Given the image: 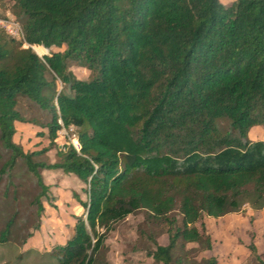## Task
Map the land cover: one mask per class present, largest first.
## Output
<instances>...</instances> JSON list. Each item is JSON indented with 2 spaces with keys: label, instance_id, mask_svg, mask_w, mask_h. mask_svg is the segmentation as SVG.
Masks as SVG:
<instances>
[{
  "label": "trees",
  "instance_id": "obj_1",
  "mask_svg": "<svg viewBox=\"0 0 264 264\" xmlns=\"http://www.w3.org/2000/svg\"><path fill=\"white\" fill-rule=\"evenodd\" d=\"M0 7L21 37L0 29L7 153L0 176L16 159L24 164L37 189L29 202L36 216L41 198L55 206L43 170L83 185L84 199L70 192L81 209L70 235L48 251L55 264H103L105 233L136 212L164 227L165 244L147 236L154 262L218 264L186 248L211 247L203 216L264 208V140L247 137L251 126H264V0H0ZM18 98L27 101V118ZM14 122L39 127L47 145L23 151ZM60 129L73 130L77 149L72 139L58 144ZM49 149L55 161L40 158ZM247 248L264 264L252 242Z\"/></svg>",
  "mask_w": 264,
  "mask_h": 264
},
{
  "label": "rangeland",
  "instance_id": "obj_2",
  "mask_svg": "<svg viewBox=\"0 0 264 264\" xmlns=\"http://www.w3.org/2000/svg\"><path fill=\"white\" fill-rule=\"evenodd\" d=\"M219 1L226 6V2L223 3L226 0ZM10 23L12 25H9ZM0 29L16 40L21 39L19 25L12 15L7 10L3 11L1 7ZM26 46L28 45L25 43L21 45L23 48ZM31 49L38 55L48 52V49H44L39 53L34 49V45H31ZM51 50L62 48L52 47ZM71 67L77 78H86L88 72L85 69ZM57 86L58 88L60 86L58 81ZM26 106V99L18 98L17 108L25 118L29 116ZM14 129L13 141L20 144L23 151L37 150L47 145L44 136L36 135L40 132L39 127L17 123ZM72 133L73 130L60 129L55 140L61 144L64 138L68 141L72 139L74 144ZM6 157L7 153L0 144V164ZM41 157L50 162L56 160L54 149H49ZM7 172L9 176H0V230L12 215L13 221L7 240L0 242V264H55L48 251L54 245L62 244L70 235L73 216L81 210L78 203L71 198L70 192L75 191L84 199L82 183L70 175L64 176L61 171L43 170L42 179L49 185L48 195L52 196L51 201L55 206L51 207L48 201L41 198L44 210L40 216H36L34 205L29 202L37 189L24 164L16 159L13 168ZM37 219L39 227L35 230L33 225ZM202 222L209 235L211 247L202 251L195 243L186 244V248L194 251L196 260L214 256L218 264H258L248 251L247 245L250 242L264 258V208L252 210L244 206L241 211L216 218L203 216ZM147 236L154 238L158 244L166 242L164 227L161 224L145 222L142 212L126 215L105 233L104 248L100 253L103 264H159L146 255L152 248L150 238Z\"/></svg>",
  "mask_w": 264,
  "mask_h": 264
},
{
  "label": "crops",
  "instance_id": "obj_3",
  "mask_svg": "<svg viewBox=\"0 0 264 264\" xmlns=\"http://www.w3.org/2000/svg\"><path fill=\"white\" fill-rule=\"evenodd\" d=\"M232 0H226L223 3L228 5ZM79 68V67H76ZM70 69L73 71V67H70ZM20 124V122H14V125ZM21 124H27V123H21ZM247 137L250 140H264V126L261 125H253L251 126L247 131Z\"/></svg>",
  "mask_w": 264,
  "mask_h": 264
},
{
  "label": "built area",
  "instance_id": "obj_4",
  "mask_svg": "<svg viewBox=\"0 0 264 264\" xmlns=\"http://www.w3.org/2000/svg\"><path fill=\"white\" fill-rule=\"evenodd\" d=\"M2 22V21H1ZM9 25H12V23H10ZM7 27H9V26H7ZM6 27V28H7ZM9 31V30H8ZM10 33H11V30H10ZM19 33H20V30H19ZM74 140V139H73ZM71 142H73L72 140H71ZM74 144L72 143V145H73V147L75 148V149H77L78 148V145H77V142L74 140Z\"/></svg>",
  "mask_w": 264,
  "mask_h": 264
}]
</instances>
